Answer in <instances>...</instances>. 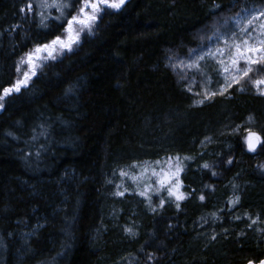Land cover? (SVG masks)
Wrapping results in <instances>:
<instances>
[{"label": "trees", "instance_id": "trees-1", "mask_svg": "<svg viewBox=\"0 0 264 264\" xmlns=\"http://www.w3.org/2000/svg\"><path fill=\"white\" fill-rule=\"evenodd\" d=\"M29 2L33 11L20 12ZM39 2L0 0V88L35 43L63 32L54 22L49 29L37 26ZM262 2L239 0L233 7V0H127L121 11L103 14L72 52L49 61L26 89L7 98L0 110V264L262 259L264 169L258 165L264 151L248 152L243 137L245 128L264 136V96L232 89L230 97L193 106L196 97L167 59L195 48L219 17ZM69 86L75 91L66 96ZM44 122L50 136L33 141ZM206 135L213 142L202 148ZM41 144L47 150L37 158ZM177 153L196 157L182 174L184 192L196 191L179 210L174 200L152 212L135 191L115 195L120 169ZM227 159L233 164L221 163ZM205 161L218 175L199 167ZM233 184L236 207L228 203ZM158 200L152 194L153 206ZM126 227L137 235H127Z\"/></svg>", "mask_w": 264, "mask_h": 264}, {"label": "snow or ice", "instance_id": "snow-or-ice-1", "mask_svg": "<svg viewBox=\"0 0 264 264\" xmlns=\"http://www.w3.org/2000/svg\"><path fill=\"white\" fill-rule=\"evenodd\" d=\"M127 0H40L36 5L40 9L36 15L39 16L38 27L49 29L50 23H57L63 28L60 35H53L50 40L43 43H35L24 56L20 58L16 65V71L19 77L10 86L3 87L0 90V110L5 108V102L10 96L20 93L22 88L29 86V81L36 77L43 68L48 65L49 61H55L58 55H63L73 51L74 45H79L80 36L87 32L93 33L94 25L102 18V15L111 11L119 12L126 5ZM239 3V0H233V7ZM33 11V4L27 3L25 7L20 8V12ZM55 9L57 15H52ZM214 9L220 10L221 5L214 4ZM216 12L213 11V15ZM18 27V26H17ZM201 43L195 48L188 50L184 59L178 62L174 61L172 56H168L169 67L176 69L180 67L182 70L181 78L187 81L185 90L196 99L193 100V106L211 102L217 96L231 95L230 90L244 91V85H250L256 94L264 96V7L247 8L242 7L239 12L223 17V23L214 25L211 34H204L200 37ZM26 66V70L21 71V66ZM74 86H69L65 95L73 94ZM254 120L252 115L247 117V123ZM50 125L47 122L39 125L40 132L32 137L33 141H37L40 137L48 138ZM242 125H237L232 129L233 133H238ZM247 135L243 137L246 150L250 153H256L257 149L264 151V136L254 132L251 128H245ZM11 135V133H9ZM211 136H205L199 141L202 148L212 143ZM47 150L45 144H41L35 155L40 157L43 151ZM203 152L199 155L203 156ZM195 156L168 155L162 160L154 162H143L142 164H132L129 166L131 171L119 170L121 177H128L133 183L143 181V190L137 192V195L144 197L147 201V207L152 212H156L158 208H163L170 200L176 201V208L180 209V202L188 199L195 194V189L191 192L181 191L183 189V181L180 175L188 167V163L194 160ZM227 165H232L233 160L227 159L221 161ZM201 169L211 171L212 176L218 175L212 170V164L205 161L199 165ZM260 169H264V164L258 165ZM139 169V171H135ZM111 183V181H109ZM120 189L122 185H116ZM205 188L214 191L212 185H205ZM234 196L228 201L232 207H236L240 203V196L236 193L238 185L233 184ZM127 189L117 191L115 195L124 196ZM167 192V198L161 195ZM159 197L158 203L153 206L152 195ZM198 199L203 202L205 195L201 193ZM220 211H223L221 209ZM213 218H217V213L210 214ZM207 223L206 218H201ZM240 219V217H236ZM251 219V217H249ZM257 219L252 220V224H256ZM227 232V229L224 230ZM127 235L135 237L137 233L132 227H126ZM211 240L216 239V235L210 237ZM144 251V248H141ZM153 253L147 254V260L152 261ZM248 264H254L249 261ZM259 264H264V260H260Z\"/></svg>", "mask_w": 264, "mask_h": 264}, {"label": "rangeland", "instance_id": "rangeland-1", "mask_svg": "<svg viewBox=\"0 0 264 264\" xmlns=\"http://www.w3.org/2000/svg\"><path fill=\"white\" fill-rule=\"evenodd\" d=\"M253 5H254V4H253ZM261 7H264V2L252 6V8H261ZM249 9H251V8H249ZM233 14H235V13H233ZM233 14H230V15H233ZM230 15H226V16H230ZM222 23H223V17L221 16V17H219V20H218V21H216L215 23H213V24H211L209 27H207L203 33H204V34H211V31H212L213 26H214V25H217V24H222ZM94 27H95V25H94ZM85 33H87V32H84V33L81 34L80 39H81L82 35L85 34ZM201 36H203V35H201ZM201 36H200V37H201ZM199 43H201V40H199ZM199 43H198V44H199ZM76 46H77V45H74L73 48H75ZM188 50H189V49H188ZM187 53H188V51H186L185 54H182V55H175V56H174V55H171V56L174 58V61H175V62H178L180 59H184V58L186 57ZM60 56H62V55H58V57H60ZM16 65H17V64H13V68H12V72H11V77H10V79H9L8 82H6V83H4V84L2 85V88H3V87L10 86V85H11L12 83H14L15 80L19 77V73H17V71H16ZM24 70H26V66L22 65V66H21V71H24ZM174 70L177 72V74H178L179 77L181 78V73H182L181 68H180V67H177V68L174 69ZM181 79H182V78H181ZM182 80H183V79H182ZM183 81H185V80H183ZM185 83H187V81H185ZM2 88H0V90H2ZM234 89H235V88H234ZM244 89L252 90V91H254V92L256 93V91H255L250 85H248V84H245V85H244ZM164 158H165V157H164ZM127 171H130V170H127ZM135 171H139V169H136ZM182 174H183V173H182ZM182 174L180 175V179H181V180H182ZM118 184H119V185H122V187L119 189L120 191H123V190L126 188V189H127L126 192H128V193H132L133 191H135V192H139V191L143 190V187H144V183H143V181H141V182H139V183H133L132 180H130L128 177H120V178L118 179ZM181 191H184V188L181 189ZM126 192H125V193H126ZM149 194L152 195V193H149ZM161 195H162L163 197H165V196H167L168 194H167V192H162Z\"/></svg>", "mask_w": 264, "mask_h": 264}, {"label": "water", "instance_id": "water-1", "mask_svg": "<svg viewBox=\"0 0 264 264\" xmlns=\"http://www.w3.org/2000/svg\"><path fill=\"white\" fill-rule=\"evenodd\" d=\"M260 260H264V257L262 258V259H260ZM259 260V261H260ZM251 261H253V260H251ZM259 261H253L254 262V264H259ZM249 262V261H248ZM248 262H246L245 264H248Z\"/></svg>", "mask_w": 264, "mask_h": 264}]
</instances>
